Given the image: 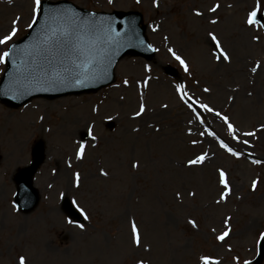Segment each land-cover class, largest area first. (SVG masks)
<instances>
[{
  "label": "rangeland",
  "instance_id": "374dc122",
  "mask_svg": "<svg viewBox=\"0 0 264 264\" xmlns=\"http://www.w3.org/2000/svg\"><path fill=\"white\" fill-rule=\"evenodd\" d=\"M69 1L96 11L141 12L155 55L123 56L112 84L96 91L36 97L18 107L0 102V264H20L21 257L24 264H201L202 256L219 264L251 261L264 232V18L256 26L245 20L258 3L264 17V0ZM217 4L216 12L208 11ZM31 8L32 0H0V36L11 31L17 17L13 41L25 35ZM210 32L228 62L215 59ZM169 48L185 60L187 73ZM4 67L0 63V76ZM177 84L193 100L228 116L236 131L229 134L214 113L202 112L204 123L196 122ZM141 103L145 112L136 117ZM205 128L239 157L213 137L200 136ZM83 133L88 134L84 140ZM36 141L44 145L34 179L39 202L22 212L13 203V176L29 163ZM201 153L208 157L203 164L188 165ZM257 159L261 163H252ZM218 169L229 185L224 200ZM74 173H79L78 187ZM63 196L83 213L77 223L83 229L60 208ZM133 223L139 246L132 243ZM226 227L229 237L218 242L215 237Z\"/></svg>",
  "mask_w": 264,
  "mask_h": 264
},
{
  "label": "snow or ice",
  "instance_id": "6c2138e0",
  "mask_svg": "<svg viewBox=\"0 0 264 264\" xmlns=\"http://www.w3.org/2000/svg\"><path fill=\"white\" fill-rule=\"evenodd\" d=\"M111 4L112 0H108ZM42 8V0H32V23L28 25L29 28L33 27L39 21V15ZM219 8V5H213L208 9L209 12H216ZM259 10V3L256 7H253L248 13L245 20V24L248 26H256L260 25V21L257 19ZM91 15V14H90ZM195 15L200 16L201 13L197 11ZM20 18L17 17L12 21L11 31L7 34L0 36V46H4V51H0V63H6L7 59L16 51L15 48H9L10 42L13 41V37L17 32V23ZM58 21V23H57ZM212 24L217 23L216 20L210 21ZM264 27V25H260ZM155 31V29H153ZM104 33V38L101 39V33ZM211 38L212 42L215 44L216 52L218 55L214 53V57L217 61L223 60L228 62L230 60L227 52L221 47L220 41L217 39L215 35L211 32L208 34ZM252 39L255 41L258 39L257 36H253ZM97 42H99L100 46L111 45L114 43L111 35L106 32L101 25H98L94 19H83L80 17H76L73 13L69 15L68 12H63L57 15H50L48 21L42 25L40 37L38 39V43L34 45L31 50L28 52L27 61H28V75L31 76L33 74V70L36 71L43 70L42 65H35V59L37 57H43L45 62L51 66L55 70V75L51 77V79L47 80V82L56 84H74L75 86L82 87L87 84L93 78H99L102 74H106L103 72L102 61L103 57L97 59L92 55V49L96 47ZM168 52L172 54L175 60L179 62L183 70L187 73L189 71L188 66L185 60L177 55L176 52L169 48ZM259 67V62H257L256 66L252 68L253 72L257 71ZM147 71V66L145 67ZM45 76H47V72H45ZM127 85L128 81L125 80L123 82ZM139 84V82H137ZM145 86L147 85V79L144 81ZM185 86L183 84L176 85V91L180 94L179 98L181 101H185L189 110L192 111L194 120L200 124L204 123V120L201 116L202 112L214 113L215 116L220 118L224 124L227 125V129L229 134H233L236 129L233 124L229 122V118L226 115H221L220 112H214L213 107L209 106L205 103H200L197 100H193L191 96L184 90ZM204 92H208L209 89H203ZM250 95V93H249ZM231 99V97H229ZM190 101V102H188ZM166 107V106H164ZM199 109V110H197ZM95 111V109H93ZM145 112V106L143 103L139 105V111L135 112V116L139 117L141 114ZM192 123V121H189ZM200 136L207 135L209 137H213L217 140L219 147L227 151L233 157H239L240 153L233 148L229 147L223 140L217 138L216 133L210 131L205 128L202 132L199 133ZM244 136H254V132H244L242 133ZM94 140L95 137L93 136ZM232 139L235 140L237 137L232 135ZM191 143L196 145L197 141L192 140ZM247 143V141H245ZM84 145L81 144L79 149L76 152V158L81 159L83 154ZM207 153H201L200 155H196L194 158L189 159L187 161L188 165H197L203 164L207 159ZM252 163L259 164L261 161L259 159L253 160ZM133 168L137 167V164H132ZM219 182L223 186L224 191L220 194V199L224 200L229 192V185L226 178V173L223 169H218ZM75 185H79V173H74ZM101 175H107V173L101 171ZM256 181L252 182L253 190L256 187ZM192 195V193H189ZM83 214V213H82ZM87 218V217H85ZM71 223V221H68ZM189 224H192L195 227V223L191 220L188 221ZM225 225H227V220H225ZM78 228L83 229L82 224L76 225ZM132 243L136 246L140 244V235L136 225L132 224ZM230 230L226 227L225 230L217 235L215 239L218 242H223L229 237ZM260 240H264V232L259 234ZM231 250V249H229ZM234 260L239 261L238 257H233ZM201 264H219V261L209 257L202 256L200 257ZM20 264H24L23 257L20 258ZM143 264V262H140ZM243 264H250V261L244 260Z\"/></svg>",
  "mask_w": 264,
  "mask_h": 264
},
{
  "label": "water",
  "instance_id": "95a60500",
  "mask_svg": "<svg viewBox=\"0 0 264 264\" xmlns=\"http://www.w3.org/2000/svg\"><path fill=\"white\" fill-rule=\"evenodd\" d=\"M61 4L53 6L54 4L52 3L42 2L39 21L31 28L28 35L30 48L38 43L39 32L42 25L48 21L50 15H57L68 11L69 4ZM87 14L80 18L94 19L98 25H101L111 35L114 43L110 45V49L117 57H120L124 52L122 53V50L118 49L116 45H121V48L127 51H135L148 56V54L144 53L146 47L140 37V34H143V27H139V22H141V14L139 12L116 11L111 14L88 12ZM100 35L101 39H103L104 33L102 32ZM97 45H100L99 42H97ZM15 49L16 51L8 58V69L5 71L0 83V100L10 105H19L33 95H45L44 93H48V95L54 96L84 90L78 89L79 86H75L74 84H52L47 82V80L55 75V70L58 69L54 70L45 63L43 57H38L39 61L35 60L34 62L35 65H42L43 70L36 71L34 69L33 74L29 76L27 56L24 57V54L18 47ZM45 72H47V76H45ZM98 85L99 82L95 83L93 87H97ZM42 158L43 151L39 145L34 154L33 163L19 170L16 174L17 201L22 206L21 208L30 209L37 201V194L31 185V177ZM67 210L71 212L69 208Z\"/></svg>",
  "mask_w": 264,
  "mask_h": 264
},
{
  "label": "bare ground",
  "instance_id": "6f19581e",
  "mask_svg": "<svg viewBox=\"0 0 264 264\" xmlns=\"http://www.w3.org/2000/svg\"><path fill=\"white\" fill-rule=\"evenodd\" d=\"M55 162H56V165H59V163H60V160L59 159H57V160H55ZM59 170H61V171H64L65 170V168H63V167H61V168H58Z\"/></svg>",
  "mask_w": 264,
  "mask_h": 264
}]
</instances>
